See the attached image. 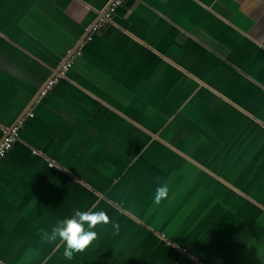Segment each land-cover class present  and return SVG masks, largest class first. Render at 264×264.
<instances>
[{"label":"crops","instance_id":"0c3cea01","mask_svg":"<svg viewBox=\"0 0 264 264\" xmlns=\"http://www.w3.org/2000/svg\"><path fill=\"white\" fill-rule=\"evenodd\" d=\"M110 1L0 0V264H264V0H125L84 42ZM101 209L73 260L44 242Z\"/></svg>","mask_w":264,"mask_h":264},{"label":"clouds","instance_id":"9594fccd","mask_svg":"<svg viewBox=\"0 0 264 264\" xmlns=\"http://www.w3.org/2000/svg\"><path fill=\"white\" fill-rule=\"evenodd\" d=\"M168 196L166 184H160L155 190L154 203L159 204ZM111 224L113 233H118L120 225L105 210H74V214L58 220L50 232H45L44 242L54 244L57 250L62 249L65 260L71 261L79 253H83L98 238V227L106 228Z\"/></svg>","mask_w":264,"mask_h":264},{"label":"built area","instance_id":"2783aa9c","mask_svg":"<svg viewBox=\"0 0 264 264\" xmlns=\"http://www.w3.org/2000/svg\"><path fill=\"white\" fill-rule=\"evenodd\" d=\"M125 0H111L107 6L102 10L98 19L89 24L86 28V36L84 37L83 41H90L92 36L98 34L102 28L108 24L116 11V9L124 2ZM81 53L80 49L77 48L74 52H70V57L66 60V62L61 66V69L55 73L53 78L46 81L43 84V87L40 90V95H44L51 86L56 82V80L63 76L65 72L71 67L72 65V58L77 56ZM26 115H31L29 112ZM23 123V117L16 121L14 125L11 127L5 128L3 130L5 136L0 141V159L6 155V153L11 150L14 142L18 139V130ZM51 166L52 164L49 163ZM163 237V236H162ZM169 244V243H168ZM171 245H176L175 243L171 242ZM183 252H186V248L182 249Z\"/></svg>","mask_w":264,"mask_h":264},{"label":"water","instance_id":"95a60500","mask_svg":"<svg viewBox=\"0 0 264 264\" xmlns=\"http://www.w3.org/2000/svg\"><path fill=\"white\" fill-rule=\"evenodd\" d=\"M100 13H102V10H101ZM100 13H99V15H100ZM85 36H86V34L84 35V37H85ZM84 37L82 38V40L84 39ZM77 48H78V44L75 46V48H74V50H72V52H74ZM72 52H71V53H72ZM69 57H70V55L67 56V57L61 62V64L58 66L56 72L59 71V70L61 69V66L66 62V60H67ZM54 75H55V73H54L52 76H50L49 79L53 78ZM49 79H48V80H49ZM42 87H43V86H42ZM42 87H41V88H42ZM41 88H39L38 93H37V96L39 95ZM28 108H29V106H28ZM28 108H27V111H28ZM25 111H26V110H25ZM4 136H5V134L3 135L2 139L4 138ZM2 139H1V140H2ZM1 140H0V141H1Z\"/></svg>","mask_w":264,"mask_h":264},{"label":"rangeland","instance_id":"374dc122","mask_svg":"<svg viewBox=\"0 0 264 264\" xmlns=\"http://www.w3.org/2000/svg\"><path fill=\"white\" fill-rule=\"evenodd\" d=\"M160 239H163L164 241H167V243H169V241L167 240V238H160ZM166 245H169V244H166Z\"/></svg>","mask_w":264,"mask_h":264}]
</instances>
